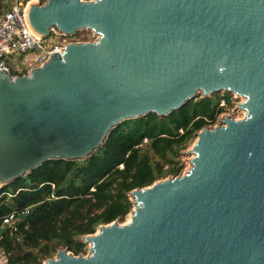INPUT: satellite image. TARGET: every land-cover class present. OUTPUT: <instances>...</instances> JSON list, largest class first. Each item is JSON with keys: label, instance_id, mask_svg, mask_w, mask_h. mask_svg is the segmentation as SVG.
Wrapping results in <instances>:
<instances>
[{"label": "water", "instance_id": "95a60500", "mask_svg": "<svg viewBox=\"0 0 264 264\" xmlns=\"http://www.w3.org/2000/svg\"><path fill=\"white\" fill-rule=\"evenodd\" d=\"M42 38L90 29L29 74L0 71V189L51 159L83 160L126 119L243 96L187 151L191 167L130 192L128 223L44 264H264V0H34ZM134 197V200H133Z\"/></svg>", "mask_w": 264, "mask_h": 264}, {"label": "trees", "instance_id": "16d2710c", "mask_svg": "<svg viewBox=\"0 0 264 264\" xmlns=\"http://www.w3.org/2000/svg\"><path fill=\"white\" fill-rule=\"evenodd\" d=\"M12 6L0 0V14ZM12 74H24L16 69ZM233 93L190 99L169 116L126 119L111 129L104 145L87 159H51L0 189V248L5 264H44L60 248L87 252L83 236L115 220L134 204L130 192L170 174L178 175L182 150L205 126L214 125ZM28 209L16 229L3 217Z\"/></svg>", "mask_w": 264, "mask_h": 264}, {"label": "built area", "instance_id": "2783aa9c", "mask_svg": "<svg viewBox=\"0 0 264 264\" xmlns=\"http://www.w3.org/2000/svg\"><path fill=\"white\" fill-rule=\"evenodd\" d=\"M11 1V8L0 14V71L12 74V70L16 69L18 72L29 74L34 68L43 65L55 50L62 54L65 45L74 41L67 39V35L55 31L52 32L54 35L46 38L37 35L29 26L27 19L28 6L34 0ZM38 1L44 3L45 0ZM20 64L23 66L22 69L17 67ZM245 115L246 111L243 117ZM28 212V209L12 211L3 217V225L16 229L21 216ZM0 258V264H5L8 260L7 254L1 248Z\"/></svg>", "mask_w": 264, "mask_h": 264}, {"label": "rangeland", "instance_id": "374dc122", "mask_svg": "<svg viewBox=\"0 0 264 264\" xmlns=\"http://www.w3.org/2000/svg\"><path fill=\"white\" fill-rule=\"evenodd\" d=\"M52 35H54V34H52ZM93 38H94V32L92 30H90V29L79 30L75 35H72V36H68L67 37V39L72 40V41H90ZM17 67L19 69H22L23 68V66L21 64L19 66H17ZM232 99L234 100L233 101L234 102V105L233 106H230V107L229 106L226 107V109L224 110V112L219 116V119L222 117V115H231V116H233L236 119H241L244 116V111H242L239 108H237V106H238V103L243 102L245 100V98L243 96H239V95L233 93ZM217 122L215 124H217ZM196 140H197V137L194 138V139H192V141L189 142V144H187L186 148H184L182 150V154L179 157V163H180V165L183 166V168H182V171L179 174H182V173L186 172L187 169L189 167H191L190 160H191L192 155L187 154V151L190 150L193 147V144L195 143ZM170 176H177V175L170 174V175H168V176H166L164 178H161L159 180L166 179V178H168ZM133 208H134V206H133ZM130 214L131 213H129L127 215V217L125 218V220L122 221L123 223H126L127 222L128 217H129ZM98 229H97V231H98ZM89 247H90V244L87 243V246H86L87 252L86 253H82L83 255H87L89 253ZM70 252H72V251H70ZM55 256H53V257H55Z\"/></svg>", "mask_w": 264, "mask_h": 264}, {"label": "bare ground", "instance_id": "6f19581e", "mask_svg": "<svg viewBox=\"0 0 264 264\" xmlns=\"http://www.w3.org/2000/svg\"><path fill=\"white\" fill-rule=\"evenodd\" d=\"M242 111L245 112V110H242ZM194 156H195V155L193 154L192 157H191V160L193 159ZM191 160H190V163H191ZM189 168H190V167H189ZM189 168H188V169H189ZM133 200H134V197H133ZM131 218H132V215L130 214L126 223L130 222V221H131ZM89 244H91V242H89Z\"/></svg>", "mask_w": 264, "mask_h": 264}]
</instances>
